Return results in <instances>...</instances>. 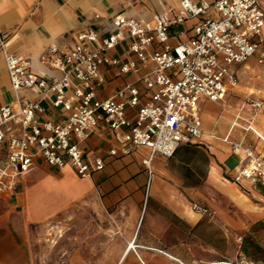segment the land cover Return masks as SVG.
<instances>
[{"label":"crops","instance_id":"obj_1","mask_svg":"<svg viewBox=\"0 0 264 264\" xmlns=\"http://www.w3.org/2000/svg\"><path fill=\"white\" fill-rule=\"evenodd\" d=\"M261 4L264 9V0ZM180 10L179 0H0V32L8 36L9 52L25 56L34 70L54 77L57 72L40 61L50 46L70 48L88 29L108 35L117 14L151 20L164 13L176 17ZM194 24L187 20L174 25L171 42L189 39ZM160 48L155 42L151 51ZM123 51L121 46L114 54L125 59ZM256 65L264 68L256 58L232 66L238 84L227 98L216 102L212 113L204 111L209 100L200 102L203 139L183 144L172 158L154 156L152 174L144 164L150 149L111 156L112 149L124 144V131L100 122L92 126L81 149L90 163L101 158L104 170L81 178L71 166L58 170L39 162L33 172L19 176L14 190L0 194V263L127 264L131 257L129 264H187L189 228H197L205 218L192 206L203 202L205 190L245 203L228 180L246 164L245 154L234 152L223 139L252 147L264 157V89L241 81ZM153 68V63L139 64L136 72L121 74L116 67H104L106 82L98 87L99 97L108 98L127 85L143 88L142 78ZM21 96L35 101L39 92L22 90ZM13 102L0 51V108ZM47 117L64 120L53 109ZM5 150L0 147L2 166L7 163ZM212 200L207 204L218 215L219 203ZM131 242L136 249L128 252Z\"/></svg>","mask_w":264,"mask_h":264},{"label":"built area","instance_id":"obj_2","mask_svg":"<svg viewBox=\"0 0 264 264\" xmlns=\"http://www.w3.org/2000/svg\"><path fill=\"white\" fill-rule=\"evenodd\" d=\"M179 4L176 17L164 13L148 20L117 14L108 35L88 29L70 48L50 46L40 61L57 72L54 77L34 70L25 56L9 52L8 36L0 32V51L14 93L13 104L0 108V147L6 149L7 162L0 164V194L14 190L17 178L33 172L39 162L58 170L71 166L81 178L104 170L101 158L90 163L81 149L92 126L100 122L115 132L124 131V144L112 149L111 156L150 149L144 160L150 174L154 156L172 158L183 144L203 139L201 100L216 103L227 98L238 84L232 66L251 58L264 66V9L261 0ZM187 20L195 21L191 37L172 43L171 28ZM155 42L161 48L151 51ZM121 46L125 59L114 54ZM149 63L154 68L143 76V88L127 85L108 98L99 97L98 87L106 82L104 67L129 74ZM22 90H37L39 97L24 99ZM50 109L64 120L48 118ZM223 141L245 154L246 164L233 181L243 190L250 181L264 185V157L229 137ZM192 207L209 214L203 205Z\"/></svg>","mask_w":264,"mask_h":264},{"label":"rangeland","instance_id":"obj_3","mask_svg":"<svg viewBox=\"0 0 264 264\" xmlns=\"http://www.w3.org/2000/svg\"><path fill=\"white\" fill-rule=\"evenodd\" d=\"M251 73L242 77V84L252 89H264V68L253 66ZM232 97V100L241 99ZM215 108V103L211 101L204 104L206 112L212 113ZM228 180L245 203L239 198L225 199L222 194L218 198L211 190H205L200 196L203 202H196L208 208L209 214L197 228H189L187 251L184 252L187 264H262L244 252V242L251 237L264 248V185L250 181L248 189L243 190L235 185L233 179ZM212 199L219 203L218 215L207 204V200ZM131 261L130 257L127 264Z\"/></svg>","mask_w":264,"mask_h":264},{"label":"trees","instance_id":"obj_4","mask_svg":"<svg viewBox=\"0 0 264 264\" xmlns=\"http://www.w3.org/2000/svg\"><path fill=\"white\" fill-rule=\"evenodd\" d=\"M244 252L254 261L264 264V248L256 244L251 237L245 239Z\"/></svg>","mask_w":264,"mask_h":264},{"label":"bare ground","instance_id":"obj_5","mask_svg":"<svg viewBox=\"0 0 264 264\" xmlns=\"http://www.w3.org/2000/svg\"><path fill=\"white\" fill-rule=\"evenodd\" d=\"M136 249V244L134 242H131L129 244V249L128 252H130L131 250H135ZM218 262H214L213 264H217Z\"/></svg>","mask_w":264,"mask_h":264}]
</instances>
